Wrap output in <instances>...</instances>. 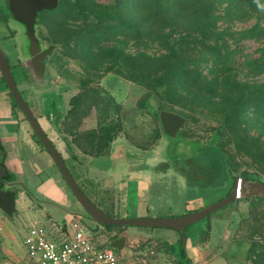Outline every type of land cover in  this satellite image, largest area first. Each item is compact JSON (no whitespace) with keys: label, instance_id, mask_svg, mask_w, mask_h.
Returning a JSON list of instances; mask_svg holds the SVG:
<instances>
[{"label":"rangeland","instance_id":"rangeland-1","mask_svg":"<svg viewBox=\"0 0 264 264\" xmlns=\"http://www.w3.org/2000/svg\"><path fill=\"white\" fill-rule=\"evenodd\" d=\"M173 2L164 0L159 9L142 0H59L53 11L37 17L36 35L43 48H52L41 86L20 74V65L32 73L27 42L0 0L5 18L0 49L10 65L19 64L14 71L22 98L35 116L52 115L54 121L63 115L62 135L97 156L77 155L66 166L87 198L115 219L177 218L224 198L230 191L228 173L215 172L210 150L196 142H207L217 128L223 131L221 150L237 167L235 179L245 187H264V0H204L192 7ZM171 49L185 58L174 70L178 61H170ZM212 49L220 58L209 57ZM6 92L0 82V144L3 163L19 183L15 208L21 206L18 190L32 189L34 178L41 186L32 192L31 206L42 225L74 218L92 231L97 224L62 177L54 179L39 160L32 130ZM162 110L187 119L178 135L188 142L160 134ZM55 145L61 151L59 142ZM13 215L8 225L24 252V234ZM121 232L130 248L148 238L165 242L168 250L178 247L172 237L179 234L163 228L99 227L93 239ZM185 235L187 253L194 241L200 246L196 264H264V199L240 197L190 225ZM4 259L0 253V264ZM152 262L176 264L159 244L150 243L121 255L119 264Z\"/></svg>","mask_w":264,"mask_h":264},{"label":"water","instance_id":"water-1","mask_svg":"<svg viewBox=\"0 0 264 264\" xmlns=\"http://www.w3.org/2000/svg\"><path fill=\"white\" fill-rule=\"evenodd\" d=\"M7 9L12 16V20L18 23L23 28V35L26 39L27 58L34 76L35 81L43 86L46 78V63L45 59L51 54V48H43L39 38L36 35V18L42 11H52L58 5V0H6ZM0 76L11 95L17 107L21 110L26 118L32 133L37 137L40 144L50 156L63 181L69 191L86 213V216L94 223L107 226H134L144 228H163L179 231L182 236V245L185 243V229L203 219L208 214H211L222 207H225L236 199L248 196L258 195L264 199V187L258 184H250L245 187L242 179L238 178L230 194L223 200L204 207L190 214L177 218H133V219H115L101 212L81 191L79 186L74 181L68 168L66 167L61 155L55 149L52 142L49 140L43 129L39 125L35 115L22 98L16 82L10 71L8 60L0 49ZM158 124L161 133L172 139H179L178 133L184 128L185 118L179 114L159 111L157 115ZM8 176L7 168L0 163V212L5 215H11L15 211V196L10 191L1 189L2 183L5 182ZM65 221L61 222V228H64ZM127 246L126 235L121 233L116 238L110 240L106 244V248L121 252Z\"/></svg>","mask_w":264,"mask_h":264},{"label":"crops","instance_id":"crops-1","mask_svg":"<svg viewBox=\"0 0 264 264\" xmlns=\"http://www.w3.org/2000/svg\"><path fill=\"white\" fill-rule=\"evenodd\" d=\"M32 77H33L32 78L33 81H35L34 76H32ZM45 85L46 84H44L43 86H45ZM54 87H56V86H54ZM20 92H22V91L20 90ZM7 110L9 112V114L11 115L10 109L8 108ZM35 117H36L39 125L43 129L44 133L47 135V137L49 138V140L53 143L55 149L58 151V153L61 155V157L64 158L65 163H66L67 160L68 161H75L77 155H84L86 157L87 156L88 157H97V156H90V155H87V154L83 153L82 151H80L71 142V140L66 135H64V134L62 135V133L60 132L58 123L61 120V118L63 117V115L56 116L55 119H54V121H53V116L52 115L51 116L49 115L46 118V117H44V115L38 113V115L35 116ZM25 131H26V136L32 140V138L28 135L27 130H25ZM47 131L52 134L53 138L48 135ZM4 139H8L7 136H4ZM58 142L61 145V151L55 145ZM32 143L34 145V148L37 151V155H38L39 160L48 168L51 176L54 179L57 180V175H60V173L58 172V170H57L56 166L54 165L53 161L50 158H48L49 155L48 156H45V154L40 150V148L38 146H36V144H34L33 140H32ZM110 148H111V145H110ZM109 153H110V150H109ZM5 159H6V157H5ZM29 184L32 185V189L22 188V189L18 190V194H19L18 197L21 200L20 201L21 202L20 203L21 206L18 209V204H17V208H15V209H17L18 211H21V212L14 214L15 216L13 215L14 212L11 215L2 214L0 216V227H1V229H0V253L5 258H21V257L24 256V252H21V250H20V245L18 243V238H17L18 235H16L12 231V229H10V227L8 225V221H9V219H11V217L13 215V223H14V226L17 227L16 217L18 215H23V216L27 217L28 219H31V218L34 217L35 214L33 212H35V208H32L33 206H31V205L34 204V200L33 199L35 197L32 194V192L39 191V187L41 186V184L40 185L36 184L35 181H34V178H30ZM14 185L16 187V186L19 185V183L18 182H16V183L14 182ZM79 188H80V186H79ZM15 202L16 203L18 202L16 200V195H15ZM34 206H35V204H34ZM27 207H29L31 211H29L27 209ZM110 208L113 209V206H111ZM222 208H224V207H222ZM30 215L32 217H30ZM56 225L61 226L60 224H56ZM99 227L102 228V229H104L101 225H98V224H97V226H96L95 229H97ZM95 229H93L92 231L88 230V235L91 238V240H92V242H93L94 245H96V246H104L105 247L106 244L108 242H110V240L114 239L113 238L114 235H111L108 239L107 238L106 239H99L98 237L96 239H93V231ZM173 231L177 232L176 230H173ZM121 233H119V234H121ZM172 238L178 244L177 250L175 249V244H172L171 245L172 247L174 246V248L168 250L169 247L166 246V243L165 242H161V241H159L157 239L148 238L146 241H144L141 244H139L138 247L130 248V247H127L126 246L121 252H119V254H118V264L120 263V256L121 255L126 254L128 251H131L132 249H137V248L140 249L146 243H150L151 245L152 244L153 245L159 244L161 246L162 250L169 257H171L172 260L176 262V264H196L200 260V253H199V250H198L200 246L198 244V241L197 242L194 241L192 243V245L190 246V249L192 250V253L191 254L189 252L187 253V250H186V243L187 242H186V235H185V243H184L185 257H184V256H182L180 244H179V241H178L179 236L174 235V237H172ZM152 264H156V263L155 262H152Z\"/></svg>","mask_w":264,"mask_h":264},{"label":"built area","instance_id":"built-area-1","mask_svg":"<svg viewBox=\"0 0 264 264\" xmlns=\"http://www.w3.org/2000/svg\"><path fill=\"white\" fill-rule=\"evenodd\" d=\"M16 220L24 234V256L5 258L1 264H118L117 253L94 245L88 229L74 218L63 229L55 223L42 225L35 215H18Z\"/></svg>","mask_w":264,"mask_h":264},{"label":"trees","instance_id":"trees-1","mask_svg":"<svg viewBox=\"0 0 264 264\" xmlns=\"http://www.w3.org/2000/svg\"><path fill=\"white\" fill-rule=\"evenodd\" d=\"M71 1V0H70ZM142 2H143V4L144 5H149V4H152V5H154V6H149V7H151V8H162V7H164V0H142ZM204 2V0H174V2H173V4L174 5H178V4H184V6L185 7H187V6H190V7H192V6H197V5H200V4H202ZM58 5H59V0H58ZM58 5H57V7H58ZM53 11V10H52ZM91 13H93V14H95V15H97V16H105V14L104 13H102V12H97V11H91ZM8 16H10V14H7ZM39 15V14H38ZM38 15H37V17H38ZM0 21H5V18L3 17V16H0ZM36 22H37V18H36ZM36 28V27H35ZM40 40V39H39ZM40 42H41V40H40ZM41 45H42V42H41ZM43 47V46H42ZM51 52H52V48H51ZM175 51H173V49H171L170 50V53H171V55H170V61H172V62H174V61H178V62H175L174 64H172V68H173V70L175 69V67L176 66H178V64L182 61V60H184L185 58H183L182 56H179V55H176V53H174ZM208 55H209V57H213V59H218V58H220V56L219 55H221V54H219V50H208ZM219 56V57H218ZM185 57V56H184ZM7 58V57H6ZM47 59H48V57L46 58V62H47ZM7 60H8V58H7ZM9 63V62H8ZM19 64H16V65H10L9 64V67H10V71H11V73H12V76H13V78H14V80H15V82H16V85H17V88H18V81H17V77H16V72L14 71V68L15 67H17ZM20 74L21 75H23V78H24V80H26V81H29V79H31V78H33L32 76V73L29 71H27V69L25 68V67H23V66H21L20 65ZM186 76L188 77V78H192V77H190L191 76V74H189V73H187L186 74ZM224 79H226V78H223V81H224ZM0 82L1 83H3V85H4V88L7 90V88H6V86H5V84H4V82H3V80H2V77L0 76ZM225 83V82H224ZM224 83H222L221 82V84H224ZM19 90V89H18ZM19 92H20V90H19ZM225 92H227V91H225ZM20 94H21V92H20ZM6 95L7 96H9V98H10V100H11V103H12V105H11V107L14 109V108H17L18 110H20L18 107H17V105L15 104V102H14V100L12 99V97H11V95L8 93V91L6 92ZM21 111V110H20ZM22 113V112H21ZM182 116V115H181ZM182 117H184V116H182ZM185 118V117H184ZM24 120H26V118L24 117ZM185 120H186V122H187V119L185 118ZM27 121V120H26ZM186 122H185V124H186ZM159 131H160V134L162 135V133H161V130H160V127H159ZM180 138L183 140V141H189L188 139H186L185 137H183L182 135H181V133H180ZM222 136H223V131L220 129V128H217V129H215V130H213L211 133H210V135H209V137H208V141L207 142H205V143H202L201 141H199V140H196V142L200 145V147H203L204 149H206V150H210V152H211V166H212V169L216 172V171H218V170H220L221 168H223L224 170H226L227 171V175L229 176V180L228 181H231L230 182V191L229 192H227L226 194H225V196H224V198H226L229 194H230V192H231V190L233 189V187H234V185H235V183H236V181H237V179H235V175H234V172L235 171H237V167L234 165V163L228 158V156L221 150V148H220V146H221V138H222ZM32 138H33V140H34V142L37 144V146L41 149V150H43V151H45L44 150V148L42 147V145L40 144V142H39V140L37 139V137L32 133ZM115 138H112V140H114ZM53 144V143H52ZM108 147H110V143H109V145H108ZM109 153V150L106 152V155ZM5 157H6V153H5V150L3 149V147H2V145L0 144V158H1V160H0V163H2V164H4L3 163V161L5 160ZM63 159V161H64V163H65V160H64V158H62ZM66 164V163H65ZM7 172H8V170H7ZM6 181L7 182H14L15 181V179H14V175L13 174H11V173H9L8 172V176H7V178H6ZM16 189L15 188H13V190H12V194L15 196L16 195ZM224 198H222V199H220L219 201H221V200H223ZM218 201V202H219ZM233 203V202H232ZM94 204V203H93ZM101 212H103L104 214H106L107 216H109V217H111V218H115L114 216H112L110 213H109V211H107L106 209H101V208H99L96 204H94ZM202 209V208H201ZM200 210V209H199ZM191 212H189L188 214H190ZM210 214H208L207 216H206V218L209 216ZM189 227V226H188ZM188 227L185 229V233H186V231H187V229H188ZM103 228L104 229H107V230H111L112 228H114V227H107V226H103ZM178 232V234H179V239H178V241H179V244H180V248H181V253H182V256H184L185 257V251H184V245H182V236H181V234H180V232L179 231H177ZM119 235V233L118 234H115L114 235V237L113 238H116L117 236Z\"/></svg>","mask_w":264,"mask_h":264},{"label":"flooded vegetation","instance_id":"flooded-vegetation-1","mask_svg":"<svg viewBox=\"0 0 264 264\" xmlns=\"http://www.w3.org/2000/svg\"><path fill=\"white\" fill-rule=\"evenodd\" d=\"M3 3H4L5 13H6V15H7V14H10L9 11H8V9H7V2H6V0H3ZM9 17L12 18L11 14H10ZM27 59H28V58H27ZM28 61H29V60H28ZM45 63H46V59H45ZM8 64H9V63H8ZM14 187H15L14 182H7L6 180H5V182L2 183V185H1V189H2L3 191H10L11 193H12V190H13Z\"/></svg>","mask_w":264,"mask_h":264}]
</instances>
